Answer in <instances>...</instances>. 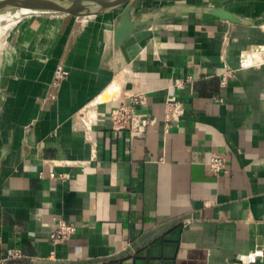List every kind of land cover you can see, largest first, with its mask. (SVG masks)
I'll return each mask as SVG.
<instances>
[{
	"label": "crops",
	"instance_id": "obj_1",
	"mask_svg": "<svg viewBox=\"0 0 264 264\" xmlns=\"http://www.w3.org/2000/svg\"><path fill=\"white\" fill-rule=\"evenodd\" d=\"M121 10L24 17L3 42L0 255L19 247L41 264H264V0H134L133 20L158 15L112 52ZM58 67L68 75L55 89ZM188 77L192 86L179 88ZM135 93L146 97L136 111L155 121L131 138L110 113ZM172 95L186 111L166 130ZM212 152L225 155L226 172H212ZM57 216L76 230L54 246Z\"/></svg>",
	"mask_w": 264,
	"mask_h": 264
},
{
	"label": "built area",
	"instance_id": "obj_2",
	"mask_svg": "<svg viewBox=\"0 0 264 264\" xmlns=\"http://www.w3.org/2000/svg\"><path fill=\"white\" fill-rule=\"evenodd\" d=\"M233 71L227 69L222 73L221 85L225 86L227 78L232 75ZM68 71L63 67H58L55 71L54 78L51 82V87L58 89L61 82L67 77ZM192 78L188 77L180 80L177 86L181 89L192 86ZM49 97L54 98L56 94L53 91L49 92ZM145 95L143 93H135L131 96L129 102H122L111 110L110 118L113 122L115 131L128 130L131 138H138L142 136L145 125L152 124L155 120L150 118L147 114L136 111L137 104L145 102ZM215 100H222L220 92L214 95ZM186 108L183 101L178 96L172 95L166 99L164 121L166 130H168L174 122H178L185 114ZM86 127L89 129L92 119L83 120ZM208 165L214 174H219L221 171L226 172V157L219 152H212ZM51 176H54L52 173ZM54 228L51 233V240L54 246L66 242L75 232V225L62 217L53 218ZM1 243V238H0ZM256 252H252L251 256H256ZM48 260L56 259V251L53 250ZM43 258L37 256H30L23 252L19 247L12 248L5 256L0 255V264H41Z\"/></svg>",
	"mask_w": 264,
	"mask_h": 264
},
{
	"label": "water",
	"instance_id": "obj_3",
	"mask_svg": "<svg viewBox=\"0 0 264 264\" xmlns=\"http://www.w3.org/2000/svg\"><path fill=\"white\" fill-rule=\"evenodd\" d=\"M133 2L134 0H0V14L9 10L15 21L35 15H66L87 19L122 9L113 33L112 52H114L145 20L158 15V11L155 10L153 13L144 14L137 20H133L131 16ZM202 10L221 19L242 22L238 16L226 10L212 7Z\"/></svg>",
	"mask_w": 264,
	"mask_h": 264
},
{
	"label": "bare ground",
	"instance_id": "obj_4",
	"mask_svg": "<svg viewBox=\"0 0 264 264\" xmlns=\"http://www.w3.org/2000/svg\"><path fill=\"white\" fill-rule=\"evenodd\" d=\"M16 22L17 21L12 19V12H10L9 10L1 12L0 14V37L3 35V33L6 32V30L10 29V27H12ZM118 88H119V83L115 82L112 86V89L115 91H118ZM111 91L112 90H110V92ZM107 92H109V90Z\"/></svg>",
	"mask_w": 264,
	"mask_h": 264
},
{
	"label": "rangeland",
	"instance_id": "obj_5",
	"mask_svg": "<svg viewBox=\"0 0 264 264\" xmlns=\"http://www.w3.org/2000/svg\"><path fill=\"white\" fill-rule=\"evenodd\" d=\"M119 10V9H118ZM15 25H13L12 27H10V29L6 30L5 33H3V35L0 37V54L2 52V49H3V42L4 40L6 39V37L9 35L10 31H11V28H13ZM1 152V150H0Z\"/></svg>",
	"mask_w": 264,
	"mask_h": 264
}]
</instances>
